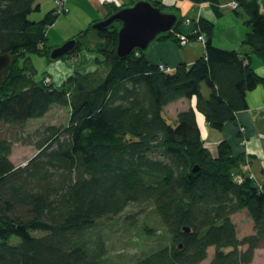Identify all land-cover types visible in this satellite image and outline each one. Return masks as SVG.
Wrapping results in <instances>:
<instances>
[{"label":"trees","instance_id":"obj_1","mask_svg":"<svg viewBox=\"0 0 264 264\" xmlns=\"http://www.w3.org/2000/svg\"><path fill=\"white\" fill-rule=\"evenodd\" d=\"M236 1L235 11L241 15L242 9L251 27L244 45L264 62V14L257 0ZM37 2L0 0V55L16 57L0 87V264H103L106 243L91 230L133 203L153 206L171 236L170 245L133 264H202L210 247L211 264H250L264 243V185L245 173V155H236L228 142L216 155L205 146L193 108L180 112L175 125L164 115L169 104L196 98L211 128L236 122L237 113L248 109L247 94L264 85L247 57L214 46V26L201 19L205 56L167 73L139 51L119 58L116 24L97 32L94 48L79 40L91 30L76 37L73 54L95 53L97 69L76 71L55 86L45 83L50 75L37 81L33 67L19 64L30 54L49 58L51 52L46 33L58 16L53 10L31 21ZM55 106L70 109L69 124L47 126L43 135L36 131L38 155L17 168L10 160L14 141L3 128L41 119ZM240 211L254 224L243 239L232 220Z\"/></svg>","mask_w":264,"mask_h":264},{"label":"crops","instance_id":"obj_2","mask_svg":"<svg viewBox=\"0 0 264 264\" xmlns=\"http://www.w3.org/2000/svg\"><path fill=\"white\" fill-rule=\"evenodd\" d=\"M135 1L67 0L66 6L69 12L58 17L55 23L50 26V31L46 33L47 41L50 35L54 39L60 37L73 39L79 37L80 33L91 30L84 36L88 38L92 34L90 46L94 48L101 38L97 31L91 29V26L106 19L116 9L131 5ZM149 1L158 4L159 7L167 11L179 14L182 21L179 26L180 33L190 34L193 31L195 25L194 23L188 25L186 23L188 19L193 22L204 19L212 23L214 26L213 45L224 50H237L241 57H247L251 67L260 77L264 78V62L251 52L250 47L244 45L247 35L251 32V27L247 24L248 17L243 14L242 9H239L241 15L231 9L229 7L230 0L203 3L190 0ZM257 3L259 12L264 14V0H257ZM37 4L39 5L38 12L42 16L38 21L43 20L48 13L55 9V0H38ZM64 16L66 17L62 19ZM60 18L62 20H59ZM55 28L60 31L58 33L60 37L54 35ZM177 34L178 32H174L173 37L159 39L153 43L146 54L148 61L152 64L164 65L171 72H174L181 64L192 66L197 60L205 56V44L191 39L188 44L181 45L177 40ZM46 45L48 47L47 43ZM69 56L74 61V65L68 66L67 69L70 70L71 75H74L76 71L93 72L97 69L95 53L77 51ZM202 91L205 95L210 93L207 87L204 88V85ZM196 103V98L180 99L166 106L164 115L168 119L176 120L180 112L193 108L196 111L197 123L205 146L216 155L219 144L228 142L236 155H245V161L247 164L249 163L250 167L245 173L249 176L252 175L258 184L264 185V85H259L247 94L248 109L239 111L236 115V122L227 123L222 130L213 129L209 126L205 116L197 110ZM242 128L245 130L242 131Z\"/></svg>","mask_w":264,"mask_h":264},{"label":"rangeland","instance_id":"obj_3","mask_svg":"<svg viewBox=\"0 0 264 264\" xmlns=\"http://www.w3.org/2000/svg\"><path fill=\"white\" fill-rule=\"evenodd\" d=\"M65 17H62V19ZM40 18L42 16L37 11L30 16V20L34 22H37ZM62 19L60 18L59 20ZM50 29L49 27L47 32ZM55 29L54 35L59 36L58 33L60 31L57 28ZM68 40L70 39L63 37L54 39L50 35L47 41L48 48L54 49L63 45ZM79 40L83 46L91 45L92 34L88 38L84 36ZM29 57L27 61L23 59L19 60V64L23 67H33L37 81H42L46 75H51L53 84L60 86L72 74L70 70H67L68 66L74 65L71 56L62 58L57 62H51L48 57L39 54H30ZM205 87L206 85H204ZM69 120L70 109L67 106H55L41 119L29 120L24 126L4 127L2 130L3 136L8 134L7 136L14 141L10 160L17 168L25 167L38 155L36 143L40 137L36 136V131H41L40 134H42L44 128L51 125L66 127L69 124ZM168 120L173 125L178 123L177 117L176 120ZM28 137L33 139L32 143L27 142ZM232 220L237 226L238 237L240 239L254 233V224L246 211L234 214ZM149 229H153V231L148 232ZM91 233L94 234L93 237H101L106 243L107 252L104 255L105 260L103 264H133L146 254L171 244V236L167 233L160 218L154 212L153 206H149L148 203H133L119 216L100 220L92 228ZM246 248V246L243 247V249ZM214 257L215 248L210 247L208 257L202 264H211ZM250 264H264V243L256 250L255 257Z\"/></svg>","mask_w":264,"mask_h":264},{"label":"water","instance_id":"obj_4","mask_svg":"<svg viewBox=\"0 0 264 264\" xmlns=\"http://www.w3.org/2000/svg\"><path fill=\"white\" fill-rule=\"evenodd\" d=\"M180 22L179 14L156 6L149 0H136L131 5L121 7L106 19L94 23L91 29L100 32L120 24L117 56L121 59H127L137 51L147 54L152 44L160 37L174 33ZM77 46L78 40L76 38L70 39L63 45L51 49L49 60L57 62L67 57L76 50ZM15 63V56L11 54L0 55V87L9 77ZM194 171H199V168L196 167ZM184 231L190 233L191 230L185 227Z\"/></svg>","mask_w":264,"mask_h":264},{"label":"built area","instance_id":"obj_5","mask_svg":"<svg viewBox=\"0 0 264 264\" xmlns=\"http://www.w3.org/2000/svg\"><path fill=\"white\" fill-rule=\"evenodd\" d=\"M66 3H67V0H55V9H54V13L56 14V16L60 17L61 15H64V14H67L69 12V9L67 8L66 6ZM229 7L233 10L235 9H238L239 8V3L236 1V0H230V3H229ZM186 23L188 25H192L194 23V28H193V31L190 33V34H186V33H178L177 34V39L180 41V44L181 45H186L188 44V42L191 41L189 35H193V34H196V38L195 40L205 44L207 42V38L205 36V34L203 33H200L198 27H197V24L198 22H193L192 20L188 19L186 21ZM160 69L167 72V73H170L171 71L165 67L164 65H159ZM52 82V79L51 77H46L45 78V83H51ZM242 131L245 130V128H242L241 129ZM244 168V171L248 170L250 167H249V163L243 167ZM251 178H254L252 175L250 176ZM234 180L238 183H242L243 182V177L240 176V175H236L234 177Z\"/></svg>","mask_w":264,"mask_h":264}]
</instances>
